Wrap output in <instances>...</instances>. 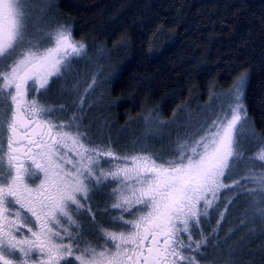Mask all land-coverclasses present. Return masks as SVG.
<instances>
[{
    "label": "snow or ice",
    "instance_id": "obj_1",
    "mask_svg": "<svg viewBox=\"0 0 264 264\" xmlns=\"http://www.w3.org/2000/svg\"><path fill=\"white\" fill-rule=\"evenodd\" d=\"M31 2L0 0V264H200L211 239L203 225L222 191L241 183L225 181L244 158L241 141L254 135L245 127L247 73L209 109L216 118L190 134L199 139L179 141L168 154L121 155L94 145L75 112L61 120L65 106L42 99L87 49L72 26L35 40ZM250 158L264 162V145ZM245 179L264 193V173L250 170ZM111 184L110 208L93 211L96 194Z\"/></svg>",
    "mask_w": 264,
    "mask_h": 264
},
{
    "label": "trees",
    "instance_id": "obj_2",
    "mask_svg": "<svg viewBox=\"0 0 264 264\" xmlns=\"http://www.w3.org/2000/svg\"><path fill=\"white\" fill-rule=\"evenodd\" d=\"M52 10L86 45V54L74 59L90 66L86 76L108 110L103 117L117 128L141 114L164 119L186 103L205 104L211 92L229 89L247 73V114L264 141V0H54ZM71 98L66 101L76 107L66 117L81 109ZM61 104L68 105L55 106ZM254 224L248 245L237 250L241 264H264V230ZM213 245L197 254L200 264H227L205 257Z\"/></svg>",
    "mask_w": 264,
    "mask_h": 264
},
{
    "label": "rangeland",
    "instance_id": "obj_3",
    "mask_svg": "<svg viewBox=\"0 0 264 264\" xmlns=\"http://www.w3.org/2000/svg\"><path fill=\"white\" fill-rule=\"evenodd\" d=\"M53 4L54 0H32L28 6L31 17L29 20V32L30 34H34L35 40H41L43 33L54 31L61 25L56 21L53 15ZM42 46L47 47L48 42H43ZM74 60H76L74 61L75 64L71 61L61 81L59 79L53 80L49 93L42 97V99L55 106L60 102H66L68 104L66 99L69 95L72 96L71 99L74 98L77 101L79 99V108L81 99H85L81 109H78L80 112L77 115L78 119H82L81 130H86L88 137L94 145L97 144L95 142L98 141L108 143V145L111 144L113 150L121 155L133 154L134 150L139 151L141 148L146 149L148 152H163L168 154L179 141L185 139H199L198 135L190 134L195 133L196 129L200 128L202 125L207 127V125L216 118L217 112L210 111L209 109L217 108L220 101H227L229 97L226 96L225 93L232 88L230 87L226 90L211 92V97L202 105L196 106L186 103V105H183V107L170 118L161 119L152 117V115L141 114V116L117 128L116 124L112 122L107 115L105 118L103 117V114L108 110H106L107 107H100V102L96 98L98 89L93 87V80L86 76L88 75L87 73H89L90 66L85 65L86 62H81L80 59ZM90 84H92L91 89L88 87ZM74 105L73 103L68 105L65 104L67 111L58 113L61 120H68V118L72 116L66 117L65 113L74 109V107H76ZM244 105L246 107L245 101ZM146 117H150V119L146 120ZM245 127L247 133H252L254 135H250L248 139L241 141L244 158L240 161L238 166L232 170L230 178L225 181V183L231 184L233 180H240L241 183L228 190L222 191L218 201V207L210 218L211 222L203 225L205 234L210 235V242L213 240L214 243L211 249L208 248L210 252L206 251L205 257H210L213 260L216 259V261L219 260L222 262L226 260L225 262H227V264H241L238 252L240 253L242 245H248L253 236V231L256 230H250L249 226L254 223L256 225L260 223L259 225L264 230V215L259 211V209L264 208V193L259 191L258 185L253 179H245V177L249 176L250 170L254 172L257 177L264 173V162L250 158L257 153L261 145H264V141L258 136L256 131H254L248 114ZM200 134L202 135L203 133L201 132ZM103 145L108 146L106 144ZM120 146L123 148L121 152L116 150L120 148ZM129 151L131 153H127ZM165 158H167V156H165ZM105 167H107V165H105ZM111 185L112 187L115 186L114 184ZM105 195L106 192L104 189L98 192L92 202V208L94 205L103 202V196ZM229 200H231V205H233L231 207H229ZM108 207L110 208V206ZM93 211L96 210L93 209ZM242 211L246 214L244 215L245 219L242 223L238 224L236 220ZM220 212H224L225 214L223 220H221L222 222L220 221V225L217 227L216 221L220 219ZM103 219L105 220V218ZM83 222L85 224V231L87 232L91 223V217L88 215L84 216ZM213 229H215V232ZM240 232H243L245 236L240 237ZM88 238L92 239L94 243L97 242L93 237ZM235 242H237V245ZM225 249L227 251H230V249L232 250L231 253L226 256L227 259L225 258Z\"/></svg>",
    "mask_w": 264,
    "mask_h": 264
},
{
    "label": "flooded vegetation",
    "instance_id": "obj_4",
    "mask_svg": "<svg viewBox=\"0 0 264 264\" xmlns=\"http://www.w3.org/2000/svg\"><path fill=\"white\" fill-rule=\"evenodd\" d=\"M36 183H39V180H37ZM111 187H112V185H109L108 187L104 188V190H105V192H106V195L103 196V202H101V203L98 204V205H94L92 209H94V210H97V209L103 210L105 207L110 206V204H111V199H110V197L108 196V193H110ZM112 214L115 215L116 212L113 211ZM98 218H99V217H97V219H98Z\"/></svg>",
    "mask_w": 264,
    "mask_h": 264
}]
</instances>
